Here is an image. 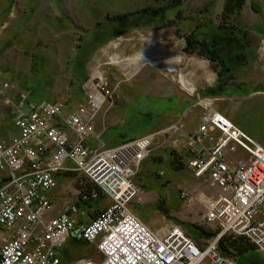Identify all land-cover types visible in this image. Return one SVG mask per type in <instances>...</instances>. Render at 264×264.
I'll return each mask as SVG.
<instances>
[{
    "label": "rangeland",
    "instance_id": "1",
    "mask_svg": "<svg viewBox=\"0 0 264 264\" xmlns=\"http://www.w3.org/2000/svg\"><path fill=\"white\" fill-rule=\"evenodd\" d=\"M171 2L179 0H0V89L9 83L15 88L11 87L12 98L31 92L32 103L60 101L65 106L63 115L69 117L78 106L87 107L88 80L82 87L87 99L81 91L83 80L100 70L115 95L97 110L96 131L90 141L95 147L104 144L110 149L171 125L187 109L186 123L197 128L199 113L192 110V94L180 83L183 77L195 87L196 106L199 100L205 104L211 99L215 111L264 148V0L245 1L241 22L249 33L242 42L243 50L235 48L227 57L247 54L248 63L242 67L233 64L239 68L223 77L225 89L220 92L216 90L217 72L208 60L185 54L183 36L193 27L189 18H209L218 24L230 0H181L182 15L170 10L150 27L132 28L130 14L157 10ZM124 16L127 18L119 21ZM152 54L162 57L155 61ZM177 55L180 63L171 70L169 59ZM213 89L218 93H211ZM3 113L0 111V135L15 134L12 120L7 121ZM156 155L163 160L154 161ZM152 156L133 178L141 189L131 204L139 219L154 231L180 226L197 241L204 239L197 228L216 231L205 222L207 210L200 197H217L222 190L195 178L189 169L177 170L168 147ZM86 179L80 173L58 178L56 188L50 190L55 199L53 216L69 211ZM183 192L193 198L192 205L181 198ZM163 207L170 219L161 211ZM58 254L63 264L98 258L96 246L85 242L69 241ZM251 256L257 255L249 254L246 259Z\"/></svg>",
    "mask_w": 264,
    "mask_h": 264
},
{
    "label": "built area",
    "instance_id": "2",
    "mask_svg": "<svg viewBox=\"0 0 264 264\" xmlns=\"http://www.w3.org/2000/svg\"><path fill=\"white\" fill-rule=\"evenodd\" d=\"M104 79L100 70L89 77L88 105L69 117L60 101L32 103L29 93L12 98L9 83L0 89V111L15 128V134L0 135V264H63L58 251L69 241L96 246L98 258L79 264H238L219 251L225 236L248 239L264 258V148L215 111L211 99L199 100L205 112L193 133L177 122L110 149L95 147L96 112L115 95ZM169 134L178 137L176 147L188 150L187 157L172 154L177 170L189 169L222 190L200 197L206 224L216 227L201 245L177 225L150 229L131 208L141 191L133 178L158 138ZM239 149L245 155L232 159ZM76 173L96 187L84 198L91 197L93 208L78 207L76 198L69 211L53 216L50 190L59 177ZM181 198L194 201L185 192ZM96 201L100 211L92 217Z\"/></svg>",
    "mask_w": 264,
    "mask_h": 264
},
{
    "label": "trees",
    "instance_id": "3",
    "mask_svg": "<svg viewBox=\"0 0 264 264\" xmlns=\"http://www.w3.org/2000/svg\"><path fill=\"white\" fill-rule=\"evenodd\" d=\"M245 1L246 0H230V2H226L223 9V13H221L220 15V22L218 24H215L209 18L201 21L200 19L189 18L192 20L191 22L193 23V27L190 28L187 31V33H185L183 36L184 44H185L184 47L185 54L196 55L200 58L208 60L210 64L213 66L214 71L217 72L218 78H217L216 90H218V92H220V88L225 87V86L222 87L223 77L226 76L227 74H230L238 70L239 67L234 68L233 64L235 65L240 64V67H242L248 63L247 58H249V55L247 54L236 57H230L228 55L229 58L227 57V54H229L230 52L232 53L233 50H235V48L236 49L241 48L243 50L242 42L247 37V33H249V31L243 25V22H241L242 19L241 12L244 10L246 4ZM211 4L215 5V3H211ZM182 7H183V2L179 0V2H171L170 4H166L163 8L157 10L150 9L147 12L144 11L142 13L130 14L129 16L133 17L130 21L131 22L130 24H132L133 29L141 28V27L147 28L152 26L154 22L158 21L159 19L162 20L164 17H166V13L169 12L170 10L178 11V13L184 11ZM146 17H150V18L146 19ZM126 18H127L126 16L121 17L119 18V21H122ZM143 19L144 21L141 23ZM177 19L180 18L177 17ZM114 38L116 37H113L111 40H113ZM220 71L222 73H220ZM213 90H210V92L214 94L218 93L215 90L214 91ZM29 93L31 96L32 95L31 92ZM174 161L177 163L176 158H174ZM176 168L180 169V166L179 167L177 166ZM83 181L85 183H83L80 186V190L78 189L79 190L78 192H80L81 195L78 197L79 201L76 204L80 208L81 206L83 207L84 205L93 208V205H91L90 203L93 201L91 197L88 198L89 200L84 198L89 197L90 194L94 190H96V187L87 179L86 181L85 180ZM98 204L99 202L96 201L94 205H96V209L98 210H96L92 214L90 213V216L96 217L99 214L100 210ZM161 211L165 214L167 218L169 219L171 218V216L169 215V211L166 210L165 207L161 208ZM196 232L200 234V236H202L201 238L204 239L197 241L196 240L197 237H193L191 235L190 236L194 240H196V242L199 245H201L205 240L210 239L211 236L214 234V231L208 232L206 230H202V228H197ZM219 251L223 256L230 257L236 260L238 264H259L264 261V258H262L257 253L255 246L251 244V242L248 239L243 237H237V238L232 236L223 237L219 244ZM249 254H253V255L255 254L257 256L256 258L254 256H251L252 258L247 260L246 256Z\"/></svg>",
    "mask_w": 264,
    "mask_h": 264
},
{
    "label": "crops",
    "instance_id": "4",
    "mask_svg": "<svg viewBox=\"0 0 264 264\" xmlns=\"http://www.w3.org/2000/svg\"><path fill=\"white\" fill-rule=\"evenodd\" d=\"M188 97V96H187ZM191 100H193L194 101V105L192 106V110H197L198 111V113H199V115H198V121L196 122V124H200V120H201V116L203 115V113H204V109H203V107L202 106H196L195 104L197 103V101H196V99H195V97H192L191 98ZM196 113H193V116L195 115ZM189 115H190V109H187L184 113H183V115L181 116V117H179L178 118V116L176 117L177 119H176V121L175 122H179V126L181 127V128H184L185 130H187L188 132H191V133H193V132H195L196 130H197V128H195V129H193V126H190V124H188V123H186V119L189 117ZM231 121V120H230ZM174 122V123H175ZM232 122V121H231ZM174 123H172V124H174ZM171 124V125H172ZM186 124V125H185ZM171 125H169V126H171ZM235 125V124H234ZM169 126H167V127H164V128H162V129H166V128H168ZM199 126V125H198ZM236 126V125H235ZM239 128V127H238ZM161 129V130H162ZM95 131H96V128H95ZM160 131V130H159ZM158 132V131H157ZM146 136V135H145ZM176 139H178V137L177 136H175V135H171V134H169L167 137H165V136H161V137H159L158 138V140L155 142V144L153 145V147H152V149H151V153H150V156L147 158V159H149V158H151V157H153L152 155H154V153H157L159 150H161V147L162 148H165V147H168V150L170 151V155H171V164H173V162H172V158H173V155L172 154H180V155H182V156H184V154H185V157H187V153H188V150L186 149V148H180V147H176L175 145H176V143H175V141L174 140H176ZM158 142H161V144L160 145H158L157 146V144H158ZM157 147H158V149H157ZM240 154H244L245 155V153L241 150V149H239L238 151H237V153L236 154H234L233 156H232V159H236V158H240V157H243V156H241ZM154 158V161H162L163 159L161 158V156H159V155H156L155 157H153ZM146 159V160H147ZM146 160H144V162L146 161ZM143 164V163H142ZM53 199H54V197H52Z\"/></svg>",
    "mask_w": 264,
    "mask_h": 264
},
{
    "label": "bare ground",
    "instance_id": "5",
    "mask_svg": "<svg viewBox=\"0 0 264 264\" xmlns=\"http://www.w3.org/2000/svg\"><path fill=\"white\" fill-rule=\"evenodd\" d=\"M161 57H162L161 54H152V57L151 58L155 59V61H159V59H161ZM180 59H181L180 58V55L173 56V57H171V59H169L173 63L172 66L170 67L171 70H173V69H175V68L178 67V65L180 63ZM181 78L183 80L182 82H183V84H184L185 87L189 88L190 90H194V86L190 85L191 84L190 82L186 81L183 77H181ZM81 105H84V104H81Z\"/></svg>",
    "mask_w": 264,
    "mask_h": 264
},
{
    "label": "water",
    "instance_id": "6",
    "mask_svg": "<svg viewBox=\"0 0 264 264\" xmlns=\"http://www.w3.org/2000/svg\"><path fill=\"white\" fill-rule=\"evenodd\" d=\"M87 80H88V77H87L85 80H83V83H82V86H81L82 95H83V97H84L85 99H87V97H86V95L84 94V91L82 90V87H83L84 84L87 82Z\"/></svg>",
    "mask_w": 264,
    "mask_h": 264
}]
</instances>
